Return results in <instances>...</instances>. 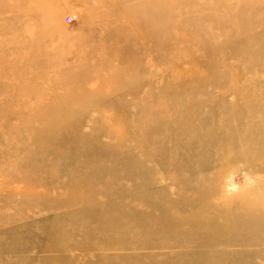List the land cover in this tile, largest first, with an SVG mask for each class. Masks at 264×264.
<instances>
[{"label":"rangeland","instance_id":"rangeland-1","mask_svg":"<svg viewBox=\"0 0 264 264\" xmlns=\"http://www.w3.org/2000/svg\"><path fill=\"white\" fill-rule=\"evenodd\" d=\"M0 264H264V0H0Z\"/></svg>","mask_w":264,"mask_h":264},{"label":"built area","instance_id":"built-area-1","mask_svg":"<svg viewBox=\"0 0 264 264\" xmlns=\"http://www.w3.org/2000/svg\"><path fill=\"white\" fill-rule=\"evenodd\" d=\"M73 21L72 17H68V23H71Z\"/></svg>","mask_w":264,"mask_h":264}]
</instances>
